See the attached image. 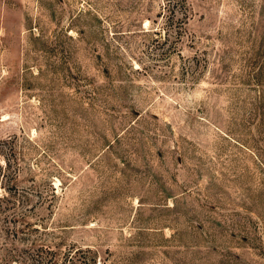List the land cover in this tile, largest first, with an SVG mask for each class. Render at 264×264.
<instances>
[{
    "label": "rangeland",
    "instance_id": "rangeland-1",
    "mask_svg": "<svg viewBox=\"0 0 264 264\" xmlns=\"http://www.w3.org/2000/svg\"><path fill=\"white\" fill-rule=\"evenodd\" d=\"M0 264H264V0H0Z\"/></svg>",
    "mask_w": 264,
    "mask_h": 264
},
{
    "label": "trees",
    "instance_id": "trees-1",
    "mask_svg": "<svg viewBox=\"0 0 264 264\" xmlns=\"http://www.w3.org/2000/svg\"><path fill=\"white\" fill-rule=\"evenodd\" d=\"M169 10V9H168Z\"/></svg>",
    "mask_w": 264,
    "mask_h": 264
}]
</instances>
